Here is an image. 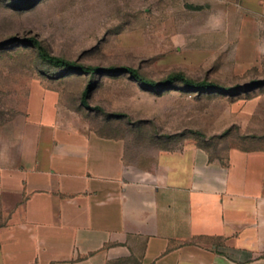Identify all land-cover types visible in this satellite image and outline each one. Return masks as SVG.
<instances>
[{"label":"crops","instance_id":"1","mask_svg":"<svg viewBox=\"0 0 264 264\" xmlns=\"http://www.w3.org/2000/svg\"><path fill=\"white\" fill-rule=\"evenodd\" d=\"M0 206V264H264V139L143 150L33 94L0 122Z\"/></svg>","mask_w":264,"mask_h":264},{"label":"rangeland","instance_id":"2","mask_svg":"<svg viewBox=\"0 0 264 264\" xmlns=\"http://www.w3.org/2000/svg\"><path fill=\"white\" fill-rule=\"evenodd\" d=\"M48 53L88 67L44 60ZM182 74L218 88L186 81ZM55 94L84 126L139 149L193 142L212 155L264 139V0H0V122ZM0 206V228L4 224Z\"/></svg>","mask_w":264,"mask_h":264},{"label":"trees","instance_id":"3","mask_svg":"<svg viewBox=\"0 0 264 264\" xmlns=\"http://www.w3.org/2000/svg\"><path fill=\"white\" fill-rule=\"evenodd\" d=\"M34 42L37 44V48L39 49V54L40 56L50 62L51 64L58 66V67H65V68H77L82 70L83 72H107V73H129L132 77L136 78L137 80H140L144 83H147L151 86H158L161 83L154 81V80H148L144 77L141 76V74L138 72L137 69L133 67H109V68H100V67H88V66H83V65H78L76 62L67 60L65 58L52 55L47 52V50L42 46V44L36 40L33 39ZM175 81H186V83L190 86L193 87H199V88H207V87H212V88H218L222 89V87L208 83L206 81H191L188 80L184 75L182 74H177V75H172L169 76L168 79L164 81V84H169L173 83Z\"/></svg>","mask_w":264,"mask_h":264}]
</instances>
